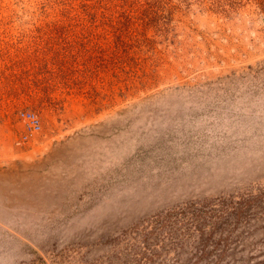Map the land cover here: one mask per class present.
Masks as SVG:
<instances>
[{
  "label": "rangeland",
  "instance_id": "obj_1",
  "mask_svg": "<svg viewBox=\"0 0 264 264\" xmlns=\"http://www.w3.org/2000/svg\"><path fill=\"white\" fill-rule=\"evenodd\" d=\"M0 264H264V0H0Z\"/></svg>",
  "mask_w": 264,
  "mask_h": 264
},
{
  "label": "built area",
  "instance_id": "obj_2",
  "mask_svg": "<svg viewBox=\"0 0 264 264\" xmlns=\"http://www.w3.org/2000/svg\"><path fill=\"white\" fill-rule=\"evenodd\" d=\"M22 116L26 122V127L30 133H32L33 131H36L37 129L41 127L40 121L34 112L23 111ZM27 137H28V134L25 136V138Z\"/></svg>",
  "mask_w": 264,
  "mask_h": 264
}]
</instances>
